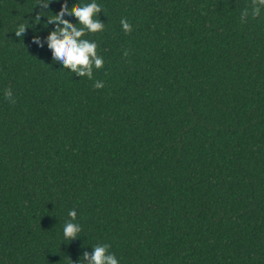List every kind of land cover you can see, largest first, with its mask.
Here are the masks:
<instances>
[{"label": "trees", "instance_id": "obj_1", "mask_svg": "<svg viewBox=\"0 0 264 264\" xmlns=\"http://www.w3.org/2000/svg\"><path fill=\"white\" fill-rule=\"evenodd\" d=\"M52 2L0 0V264H80L105 244L120 264H264V14L95 0L89 80L32 41L93 0Z\"/></svg>", "mask_w": 264, "mask_h": 264}, {"label": "clouds", "instance_id": "obj_2", "mask_svg": "<svg viewBox=\"0 0 264 264\" xmlns=\"http://www.w3.org/2000/svg\"><path fill=\"white\" fill-rule=\"evenodd\" d=\"M59 0H53L52 5L58 3ZM51 5V6H52ZM40 7L47 11V5L43 2ZM103 9L93 0L92 3H85L75 9L65 8L62 14H57L56 19H51L44 24V27L53 29V35L47 41L39 38V35L33 38L32 43L35 44L41 52L48 51L52 54L53 62L61 65L63 69L69 70L81 78L89 80L94 79V70L103 69L104 60L98 55V45L84 39L89 33L96 34L105 30V24L101 22L100 17ZM264 14V0H252L251 9H245L241 13V22L246 23L248 18L259 19ZM47 15H38L36 25L43 23V18ZM75 19L76 24L69 21ZM80 25L81 27H76ZM122 29L125 33L132 32V26L127 20L121 21ZM27 29L21 28L17 35H25ZM43 29H40L42 32ZM127 55V54H126ZM95 88L103 89L104 84L96 81ZM5 99L10 103H15L14 94L11 89L5 92ZM71 221L77 220V213L72 211L69 213ZM82 228L77 223L69 222L64 226L63 237L65 241L73 242L80 238ZM91 253L84 252L80 264H120L115 254L110 253L109 245H98L92 247Z\"/></svg>", "mask_w": 264, "mask_h": 264}]
</instances>
